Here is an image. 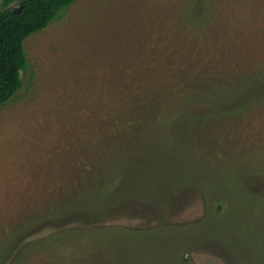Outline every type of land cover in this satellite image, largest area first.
<instances>
[{"label":"rangeland","instance_id":"obj_1","mask_svg":"<svg viewBox=\"0 0 264 264\" xmlns=\"http://www.w3.org/2000/svg\"><path fill=\"white\" fill-rule=\"evenodd\" d=\"M24 49L0 264H264V0H75Z\"/></svg>","mask_w":264,"mask_h":264},{"label":"trees","instance_id":"obj_2","mask_svg":"<svg viewBox=\"0 0 264 264\" xmlns=\"http://www.w3.org/2000/svg\"><path fill=\"white\" fill-rule=\"evenodd\" d=\"M18 2L15 12L12 2ZM75 0H4L0 10V107L22 87L21 72L27 69L24 41L46 28Z\"/></svg>","mask_w":264,"mask_h":264},{"label":"water","instance_id":"obj_3","mask_svg":"<svg viewBox=\"0 0 264 264\" xmlns=\"http://www.w3.org/2000/svg\"><path fill=\"white\" fill-rule=\"evenodd\" d=\"M14 11L17 12V11H18V7H15V8H14Z\"/></svg>","mask_w":264,"mask_h":264}]
</instances>
